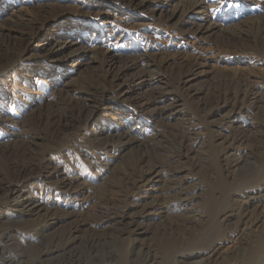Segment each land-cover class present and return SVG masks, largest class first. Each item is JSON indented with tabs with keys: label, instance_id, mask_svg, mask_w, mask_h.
<instances>
[{
	"label": "bare ground",
	"instance_id": "obj_1",
	"mask_svg": "<svg viewBox=\"0 0 264 264\" xmlns=\"http://www.w3.org/2000/svg\"><path fill=\"white\" fill-rule=\"evenodd\" d=\"M123 1L140 9L144 3ZM191 5L198 7V2ZM13 22L31 36L39 32L27 19L18 17ZM203 31V27L197 28L198 34ZM51 39L41 44L47 56L63 55L77 43ZM21 51L17 43L10 44L0 34V65L11 62ZM70 58L63 56L66 62ZM99 62L106 77L81 81L76 87L80 97L75 99V91L68 85L53 88L18 120L4 109L12 98L8 99L6 86H0V126L9 131L7 139H0V264H247L246 254L253 247L257 248L252 263L264 259L263 187L242 189L245 192L237 193L238 203L228 209L232 193L213 192L216 177L210 175L213 167L209 158L194 153L197 134L193 125L185 118L173 127L165 121L172 115L176 100L169 98L166 87L139 90L153 78L144 61L131 57L119 62L109 55ZM198 64L191 61L182 65L186 71L175 81L186 96H198L195 107L203 116L214 111L211 100H222L230 108L219 120L224 122L231 111L241 110L249 100L261 110L264 120V93L250 81H238L225 91L219 90L222 82H218L205 94L192 89L189 82ZM200 92L204 97H199ZM127 95H134L131 101L135 109L153 120L148 136L137 137L131 130L119 132L101 123L90 139L81 138L70 145L72 150L85 153L83 161L67 153L58 161L47 158L46 151L61 146L68 133L93 123L104 102ZM211 124L217 126L218 122ZM238 134L239 141L251 139L242 131ZM220 140L231 155L238 152L233 143ZM113 150L116 155H108ZM260 158L251 150L240 151L232 163L223 157L220 170L225 183H261L264 176L256 175L263 161ZM114 159L118 160L115 165L109 162ZM92 168L97 173L87 183L84 171ZM198 168L210 175L209 191L191 183L190 172ZM86 191L89 193L81 196ZM198 199L201 209L192 205ZM176 211L179 213L172 214ZM235 211L238 216L233 230L239 237L237 245L229 248L224 243L233 231H222L219 217L228 222ZM151 216L163 219L154 228L142 223Z\"/></svg>",
	"mask_w": 264,
	"mask_h": 264
},
{
	"label": "rangeland",
	"instance_id": "obj_2",
	"mask_svg": "<svg viewBox=\"0 0 264 264\" xmlns=\"http://www.w3.org/2000/svg\"><path fill=\"white\" fill-rule=\"evenodd\" d=\"M193 1L198 2V7L191 5ZM143 2L140 9L127 6L123 0H0V34L4 35V39L10 44L17 43L22 48L20 54L11 62L0 65V86H6L10 95L8 99L12 98L10 102H6L4 109L11 111L15 120H18L29 109H34L53 88L64 85L75 91L73 95L76 99L81 94L76 90L81 81L106 77L105 69H100L99 60L109 55L119 62L139 57L148 67L149 75L153 77L149 82L142 84L139 90H158L166 87L169 98L176 100L172 115L165 120L169 124L168 127L175 126L183 118L193 125V131L197 134L193 145V150L196 151L194 153L200 158H209L213 167L211 172L209 171L210 175L216 177L217 188H214L213 192L224 193L230 190L232 194L227 207L233 209L240 199L237 193L245 192L242 189L262 187L264 191V179L261 183L230 181V185L226 184L220 170V160L224 157L226 162L232 163L240 156V151L251 150L263 160L256 175L264 176V120L260 116L261 110L256 108V104L246 100L241 110L231 111L229 119L219 122L221 116L230 111L227 103L211 100L214 111L209 117L203 116L195 107L198 96H186L175 80L186 71V67L183 68L182 65L195 61L199 64L189 82L192 89L205 94L216 83L222 82L219 90L225 91L238 81L247 80L263 94L264 0ZM172 14L173 17L168 18ZM18 17L31 21L30 25L39 27V32L31 36L28 30L18 28L13 22ZM198 27L204 28L201 34L197 33ZM48 37L60 42L73 39L77 43L74 44L75 49L63 55L47 56L48 52L42 50L41 44L46 43ZM63 56L72 58L66 62ZM56 57L58 59H53ZM135 72L136 69L128 71V75ZM203 95L199 93L200 98L204 97ZM133 96L112 97L109 102H104L97 110L93 123L68 133L62 139L61 146L46 151L47 158L58 161L67 153L82 160L85 153L72 150L71 143L81 138L84 141L90 139L101 123H104V127L119 129V132L131 130L137 137L148 136L153 120L135 109L134 100L131 101ZM17 112L18 115L14 114ZM212 121L218 122V125L213 126ZM7 129L0 126L1 140L9 137ZM239 131L248 134L251 139L239 141ZM220 138L233 143L238 152L231 155L229 148L221 145ZM114 151L108 152V155H116ZM109 162L115 165L118 160ZM198 169L190 172L191 183H198L205 191H209L210 175L205 173L206 169ZM96 171L94 168L84 171L88 177L84 178V181L89 183V177L96 175ZM243 173L242 170L241 174ZM153 187H160V184H154ZM88 193L89 191H86L81 196L84 197ZM200 203L198 199L192 205L196 204L201 209ZM64 209L71 210L72 207ZM134 211L136 209L131 210ZM176 213L179 211L172 212ZM232 215L234 216L229 217L228 222L222 221V216L219 217L222 231L229 228L234 233L229 235L228 242L224 243L229 248L237 245L239 237V233L233 230L238 212L235 211ZM162 219L151 216V219L142 223H150L154 228ZM167 220L170 219L165 218V221ZM129 241L130 239L126 243ZM256 248L248 251L245 263L251 264L254 261ZM256 264H264V259Z\"/></svg>",
	"mask_w": 264,
	"mask_h": 264
}]
</instances>
